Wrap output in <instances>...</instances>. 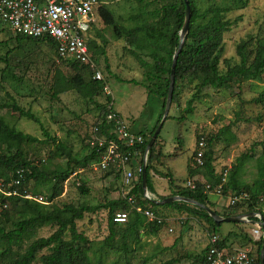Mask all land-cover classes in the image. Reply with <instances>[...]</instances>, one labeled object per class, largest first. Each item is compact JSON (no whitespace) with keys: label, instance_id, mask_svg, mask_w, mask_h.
<instances>
[{"label":"trees","instance_id":"16d2710c","mask_svg":"<svg viewBox=\"0 0 264 264\" xmlns=\"http://www.w3.org/2000/svg\"><path fill=\"white\" fill-rule=\"evenodd\" d=\"M133 1L136 5L133 7L134 13L130 15V19L134 23L132 26L118 24L112 10L103 3L98 9L99 17L105 26L113 27L117 36L124 34L128 46H125V50L136 59L150 81L160 79L164 75L169 76L172 55L179 42L178 32L184 20L185 2L184 0ZM203 1L187 0L190 8L189 27L175 64V81L171 103L176 101V83L184 73L187 71L193 72L197 82L193 94L186 100V104L182 109L183 114L178 117L179 120L184 117V113H192L194 111L193 103L199 98L203 87L228 88L232 82L261 78L264 74V40L260 38L256 39L257 48L253 51L249 62H247L246 49L251 42V38L250 40L240 41L237 44L236 52L240 56V60L236 67H228L225 71L219 69L220 55L223 51V34L229 31L232 24L238 21L241 16H237L234 20L225 18V12L231 9L229 4L221 5L212 2L203 4ZM233 1H235L233 8L244 6L245 0ZM0 23H3L1 19ZM94 36L101 39V44L92 39ZM93 37L88 42V48L90 54L93 55L94 61L99 66V61L95 54H105L104 47L107 40L98 28H94ZM15 38L17 51H20V48L26 45L28 41L46 42L49 47L47 54L53 57L54 62L60 60L56 43L51 38L31 37L21 33H16ZM1 45L3 44L1 43ZM12 48L7 46L6 51H10ZM161 50L163 52H160ZM142 51L151 58V61L146 60L142 56ZM4 57L3 61L7 66L0 68V93L3 92L6 96L4 100L0 101V110L11 111L12 114L16 113L20 117L37 123L45 137L44 139H39L37 136L20 130L14 122L12 123L4 115L0 114V182H2L3 186H7L12 179H19V191L27 189L34 194H41L46 198V202L41 203L18 195H6L0 190V205H6L0 212V264H34L38 253L43 250L46 252L39 256L40 264H132L130 258L144 244V242H140L141 234L155 236L162 226L166 224L165 215L157 210L159 207L180 210V212L188 215L186 219L192 216L200 217L207 223L205 228L208 234V242L199 253L188 251L183 255H176L157 264H178L184 259L190 260V264H209L206 259V253L211 246L209 238L213 235L219 236V241L217 242L219 246H224L229 250L232 239L235 238L244 239L243 242H247V244L251 243V245L256 246L255 255L249 251V255L252 258L251 264L260 263L261 237L253 238L244 232L237 234L234 230L223 232L221 235L219 227L222 222L219 224L215 223L214 219L201 206L180 200L156 203L154 201L156 199H147L143 195L142 176L140 174L134 175L132 186L125 196H120L117 190L118 195L105 198L104 201L97 204H91L87 201L59 203L58 196L63 193L65 185L68 183L82 195H88V180L93 178V176L89 178L81 173L87 170L85 167L88 164L99 160L96 149H90L88 146L87 139L90 130L93 126H97V133L104 136V140L107 143L110 141L121 142L117 140L114 122L107 118L111 112H115L119 116L121 114L114 109L113 98L103 92L106 80L98 81L93 79L91 77V69L86 63L63 60L70 63L74 73L64 75L62 70H56L52 80L53 97H57L59 93L68 90H75L84 99L93 102L95 105V120L91 123L89 131L83 135L84 154H73L72 146H68L65 141L58 140L50 135L40 118L33 113L30 107L26 109L21 106L13 93L7 90L6 83L16 86L18 89L15 93H22V96L25 94L34 96L38 91L30 86L31 83H24L23 77L17 76L13 72L12 67L8 63V56ZM105 67L109 70L108 63H105ZM168 80L162 93L152 89H149L148 93V95L152 94L158 98L161 97L163 105L166 100ZM126 81L128 83H140L134 79ZM263 93L261 91L254 98V101H263ZM101 94L104 96V101L100 103L97 102L96 97ZM230 125L231 123L219 128L215 134L210 135L207 139H205V136H198L197 142L201 138L204 140L201 164L195 158V150L187 164L186 170L188 169V173L183 178H190L201 173L205 181L195 179L194 188L187 187L184 181L179 185L176 184L178 178L176 180L171 175L172 171L167 166L165 154L160 148L155 146L156 138L148 149L147 161L144 167L147 190L154 193L157 199H163L166 197L165 195H159L155 192L153 177L165 178L169 180L168 189L170 195L188 197L216 211L214 209L215 203L210 198V193H212L211 191L214 190L215 186L220 184L222 171L215 172L214 170L212 163L214 159L213 143L219 141L229 143L236 139L235 134L230 130ZM156 126L148 133L134 131L143 136V142L136 147L124 145L123 150L133 151L138 149L143 152ZM48 140L53 143L54 149L49 151L47 158L41 157L37 161H33L28 156L26 148L39 143H47ZM259 146V154L255 158V148L252 147L250 153L240 154L229 167L225 168L226 176L220 188V196L229 195L230 197L246 194L247 197L234 205H225V209L221 212L217 210L216 212L219 215L223 217L232 215L230 209L240 203V206H246L244 213L256 212L260 215V217H249L250 221L259 222L261 220L264 222V141H261ZM171 156L168 155V157ZM55 159L62 160L55 162ZM251 159H254L257 176L251 183H248L241 178V174L244 164ZM161 167L171 172H163L162 170L165 169ZM88 171L93 175L99 172L101 180L112 178L110 181L114 185L113 189H118L116 182L120 179V176L114 169L111 168L105 171L89 169ZM73 173L74 175H72ZM29 183H32V186ZM206 185H209V189H207ZM137 207H141L142 210L152 211L156 216L162 218V222L147 221L144 213L138 211ZM99 211H106L107 234L100 241H95L90 239L83 230H78L77 221L83 219L87 214L97 216ZM120 211L127 213L125 222H115L113 220L115 213ZM47 225L55 226V230L48 236H40L31 240L37 228ZM230 225L238 226V223L233 222ZM25 241H27V245L23 248ZM112 253H117V256L107 259ZM155 255L154 253L144 255L138 264H145L153 259Z\"/></svg>","mask_w":264,"mask_h":264},{"label":"rangeland","instance_id":"374dc122","mask_svg":"<svg viewBox=\"0 0 264 264\" xmlns=\"http://www.w3.org/2000/svg\"><path fill=\"white\" fill-rule=\"evenodd\" d=\"M105 1V6L112 10L118 24L123 26L134 24L130 19V15L134 13L133 7L136 5L133 0ZM206 2L221 5L229 4L231 9L225 12V18L234 20L237 16H241L238 21L232 24L230 30L223 34V51L220 55L219 69L225 71L228 67H236L240 60V56L236 52L237 44L251 38L246 49L247 62H249L253 51L257 48L256 39L264 40V0H245L244 6L240 8H233L235 5L233 0H204L203 4ZM96 24L105 36L107 43L104 47L105 54L96 53L95 56L99 61L101 73L112 92L114 109L129 122L132 131L148 133L156 126L157 121L161 120L164 110L162 98L152 94L148 95L149 89L162 93L169 76L164 75L160 79L150 81L136 59L125 50L127 43L124 34L117 36L113 27L105 26L102 21H99V18H97ZM15 39V33L10 28H0V68L7 66L3 58L8 56V63L13 72L17 76H22L24 83H31L30 86L38 91L34 96H27L26 94L22 96V93H15L18 89L16 86L6 83L7 90L13 93L21 106L26 109L30 107L33 113L40 118L50 135L65 141L68 146H72L73 154L83 155L85 150L83 135L89 131L91 123L95 120V105L93 102L84 99L75 90H68L59 93L57 97H53L52 80L54 73L60 69L64 75L73 74L74 70L70 67V63H67L68 61L54 62L53 57L47 54L49 47L46 42L28 41L26 45L20 48V51H17ZM92 39L101 44L100 38L94 36ZM7 46L13 48L6 51ZM142 56L151 61V58L143 51ZM105 63L109 64V70L106 69ZM130 79L140 83H128L126 80ZM196 82V76L191 71L184 73L177 81L176 101L170 104L155 144L165 154L167 166L172 172L164 167L161 168L165 170H160L171 172L176 180L178 178L176 182L178 185L189 178L183 179L188 173L187 164L191 160L194 150H196L198 136H205L207 139L210 135L215 134L219 128L231 123L230 130L235 134L236 139L229 143L222 141L213 143L214 159L212 163L215 172H223L234 162L237 156L245 152L250 153L252 147L255 148V158L259 154V143L264 141V100L261 102L254 101V98L261 91L264 92V74L261 78L232 82L228 88L203 87L199 98L193 103L194 111L184 113V117L179 120L178 117L183 114L182 109L186 100L195 90ZM262 95L264 97V93ZM5 96L1 92L0 101L4 100ZM32 98L35 100L33 101ZM96 100L100 103L103 102V94L97 96ZM0 114L12 123L14 122L20 130L37 136L39 139H44L45 136L37 123L3 109L0 110ZM26 149L28 156L33 161H37L41 157L47 158L49 151L54 149V145L48 140L47 143H39ZM168 155L172 156L168 157ZM61 160L55 159V162ZM81 174L89 178L93 176L88 180V195H82L68 183L65 185L63 193L58 196L59 203L87 201L91 204H97L104 201L105 198L118 195V189L114 190V185L110 181L112 178L101 180L99 172L93 175L88 170ZM200 174L190 178L195 177L199 181H205ZM256 176L257 170L254 166V159H251L244 164L241 178L245 182L251 183ZM168 182L169 180L165 178L156 179L155 190L159 193L169 191ZM29 185L32 186V183ZM228 197L229 195L219 197L210 193V198L215 203L214 209L219 212L225 209ZM240 205L239 203L238 206L230 209L232 215L236 213L245 215L246 206ZM4 207L6 205H0V212ZM157 210L165 215L166 224L155 236L141 234L140 242H144V244L130 258L132 264H138L144 255L152 253L156 254L155 257L145 264H157L176 255H183L188 251L199 253L207 245L208 234L205 228L207 223L200 217L192 216L186 219L188 215L180 212V210L164 207H159ZM236 223L238 226H231L230 224L233 222L223 221L219 227V233L222 235L223 232L234 230L237 234L244 232L253 238H257L254 234L256 222L248 219ZM77 228L79 231L83 230L90 239L100 241L107 234L106 211H99L97 216L87 214L83 219L77 221ZM54 230L55 226L50 225L37 228L31 240L40 236H48ZM232 240L230 250L249 249L251 254H256V246L251 245V243L243 242L244 239L235 238ZM26 245L27 241L24 242L23 248ZM44 252L46 251L43 250L38 253L34 264H40L39 256ZM116 256L117 253H112L107 259ZM178 264H190V260L184 259Z\"/></svg>","mask_w":264,"mask_h":264},{"label":"built area","instance_id":"2783aa9c","mask_svg":"<svg viewBox=\"0 0 264 264\" xmlns=\"http://www.w3.org/2000/svg\"><path fill=\"white\" fill-rule=\"evenodd\" d=\"M101 0H0V19L15 34L21 33L31 37L51 38L57 45V54L62 58H75L80 61H88L87 41L89 35L87 31L91 27V23L96 19V12ZM91 66L93 63L91 62ZM95 79H102L100 71L96 70L93 76ZM107 90V88L105 87ZM115 124L117 141L106 142L104 136L97 133V126H93L88 135V145L91 149L95 148L99 160L88 164L85 169L89 170H109L114 169L120 174L118 181V191L121 196H125L131 188V180L134 172L131 169L135 164L136 172L141 174L144 170L147 150L141 152L138 149L133 151L123 150L124 145L136 147L143 142L141 134L132 132L128 123L115 112H111L107 116ZM203 142H199L202 146ZM202 151L197 152L196 160L201 164ZM131 165V166H130ZM83 170V169H82ZM74 175V173L72 174ZM19 179H12L7 186H3L0 182V190L6 195H18L23 198L33 199L44 203L46 198L41 194H34L31 190L23 189L19 191ZM77 183H79L77 181ZM190 188H194V183L189 180L185 184ZM209 188L208 185H206ZM215 193L221 195L220 186L215 189ZM143 195L150 199V194L145 191ZM245 196H231L229 205L240 202ZM130 200V198H129ZM144 213L147 221H156L160 223L162 218L156 216L150 210H142L141 207L136 208ZM259 217V214H256ZM247 218V216H244ZM115 222H125L127 220L126 212H116L113 216ZM261 222H256L254 234L256 237L262 236ZM210 248L207 252V260L209 264H251V256L249 249H237L233 251L227 250L225 247L217 245L219 241L218 235L209 238Z\"/></svg>","mask_w":264,"mask_h":264},{"label":"water","instance_id":"95a60500","mask_svg":"<svg viewBox=\"0 0 264 264\" xmlns=\"http://www.w3.org/2000/svg\"><path fill=\"white\" fill-rule=\"evenodd\" d=\"M185 2V15H184V20H183V24L180 28L179 31V42L177 45L176 50L173 53L172 56V62H171V66H170V75H169V83H168V90H167V96H166V100H165V104H164V110H163V115L162 118L158 124V126L156 127V129L154 130L151 138L149 139L147 146H146V150L148 151V149L150 148V146L152 145V143L154 142V140L156 139V136L158 134V132L160 131V128L165 120V117L168 113V110L170 108V103H171V99H172V93H173V88H174V75H175V64H176V60L179 54V51L182 48L184 39L186 38V33L188 31V27H189V19H190V8L188 5L187 0H184ZM142 187L143 190L146 191V182H145V175L144 173H142ZM176 200H180V201H185V202H190L192 204L198 205L203 207L208 214L214 219L215 223L219 224L220 222L226 221V222H241L244 221L245 219L242 217L243 215L241 214H234V215H228V216H221L219 215L216 211L210 209L209 207H207L206 205L199 203L198 201H195L193 199H190L188 197H184L181 195H171L168 197H165L164 199H162L161 201H158L159 203H163V202H171V201H176ZM247 216H252L254 215V212L251 213H247ZM261 227H262V244H261V248H260V263L259 264H264V222L260 221Z\"/></svg>","mask_w":264,"mask_h":264},{"label":"clouds","instance_id":"9594fccd","mask_svg":"<svg viewBox=\"0 0 264 264\" xmlns=\"http://www.w3.org/2000/svg\"><path fill=\"white\" fill-rule=\"evenodd\" d=\"M105 4L106 3V1L105 0H101V2L99 3V6L101 5V4ZM99 6H98V9H99ZM98 9H97V12H96V19H95V21L94 22H92L91 23V27L89 28V30L87 31V34L89 35V40H91V38L93 37V30H94V28H98L99 29V27H98V25L96 24V20H97V18H99V21L101 22V19H100V17H99V11H98ZM180 31V30H179ZM178 34H179V32H178ZM187 34V33H186ZM89 40L87 41V49H88V57H89V60L88 61H80V60H77V59H75V58H69V57H67V58H62V57H60V60H58V62H62L63 60H70V61H78V62H80V63H86L88 66H89V68L91 69V77L93 78V79H95L93 76H94V73H95V71L96 70H98V71H100V73H101V68L98 66V64L94 61V58H93V55L92 54H90V52H89V48H88V42H89ZM185 40V39H184ZM184 43V42H183ZM183 46V45H182ZM56 47H57V45H56ZM173 56V55H172ZM91 62L93 63V66H91ZM101 75H102V73H101ZM170 75V74H169ZM95 80H98V79H95ZM100 80H105V78H104V76L102 75V79H100ZM99 81V80H98ZM169 83V82H168ZM105 87L107 88V90L105 89ZM174 89V88H173ZM103 92L106 94V95H110L112 98H113V96H112V92H111V90H110V87H109V85H108V83L107 82H105V84H104V86H103ZM167 96V95H166ZM165 104V103H164ZM171 104V103H170ZM121 117L126 121V119L121 115ZM162 118V117H161ZM165 119H166V117H165ZM127 123H128V125L130 126V124H129V122L128 121H126ZM160 122V121H159ZM158 126V125H157ZM156 126V127H157ZM161 128H162V126H161ZM161 128H160V130H161ZM131 130V129H130ZM132 131V130H131ZM132 132H134V131H132ZM152 136V135H151ZM151 138V137H150ZM149 138V139H150ZM156 138H157V136H156ZM156 140V139H155ZM154 140V141H155ZM149 141V140H148ZM200 141H202L203 142V145L202 146H199V142ZM148 143V142H147ZM154 143V142H153ZM152 143V144H153ZM89 146V145H88ZM146 146H147V144H146ZM90 148V147H89ZM91 149V148H90ZM146 149V148H145ZM199 150H201L202 151V154H203V152H204V140L201 138L198 142L196 141V156H197V152L199 151ZM195 151V150H194ZM147 153H148V151H147ZM195 156V155H194ZM196 156H195V158H196ZM201 157H202V155H201ZM146 161H147V159H146ZM200 164V163H199ZM133 166H131V169H132V171L134 172V175H136V174H139V173H137L136 172V169H134L135 168V164H132ZM145 165H146V163H145ZM134 167V168H133ZM142 173H144V170L142 171ZM142 173L140 174L141 176H142ZM145 175V174H144ZM119 176H120V174H119ZM225 176H226V170L225 171H223L222 172V180H221V182H220V184H218L217 186H215V188H214V190L213 191H211L213 194H215V195H217V196H219V197H221L219 194H217V193H215V189L218 187V186H220V188H221V186H222V183L224 182V180H225ZM154 178H158V176H154L153 177V179ZM160 178V177H159ZM163 179V178H162ZM196 178L195 177H193V178H189V179H187L186 181H185V184H186V182L187 181H189V180H192L193 181V183H194V180H195ZM119 181V180H118ZM118 181L116 182V185H118ZM131 186H132V180H131ZM209 186V185H208ZM118 187V186H117ZM188 187V186H187ZM190 188V187H189ZM142 189H143V187H142ZM207 189H209V188H207ZM129 191V190H128ZM146 191L150 194V199H156V200H154L156 203H159V202H157V200L158 201H161V200H159V199H157V197H156V195L154 194V193H152V192H149L148 190H147V187H146ZM143 192H145L144 190H143ZM243 196H245L244 198H242V199H246V197H247V195L246 194H242ZM168 196H171L170 194H168ZM168 196H166V197H168ZM231 197V196H230ZM230 197H228V199H227V204H228V202H229V198ZM165 198V197H164ZM163 198V199H164ZM148 199V198H147ZM163 203H165V202H163ZM247 213H245V215L244 216H247L246 215ZM256 214H258V213H254V215H252V216H257ZM244 216H242L243 218H244ZM159 217V216H158ZM249 217H251V216H247V218L249 219ZM259 217H260V215H259ZM161 218V217H160ZM247 218H244L245 220H248ZM261 221V220H260ZM156 222V221H155ZM162 222V221H161ZM157 223V222H156ZM218 245V244H217ZM219 246V245H218ZM221 247H224V246H221ZM226 248V247H225ZM227 250H229L228 248H226ZM229 251H233V250H229ZM208 252V251H207ZM206 256H207V253H206ZM207 259V258H206ZM208 261V260H207Z\"/></svg>","mask_w":264,"mask_h":264},{"label":"crops","instance_id":"0c3cea01","mask_svg":"<svg viewBox=\"0 0 264 264\" xmlns=\"http://www.w3.org/2000/svg\"><path fill=\"white\" fill-rule=\"evenodd\" d=\"M5 23H2V24H0V28H9L6 24L4 25ZM197 175H199V174H197ZM196 176V175H195ZM156 179H159V178H154L153 179V186H154V183H155V180ZM166 188H167V185H166ZM154 189H155V187H154ZM155 192L158 194L159 192H157L156 190H155ZM165 195V196H168V194H169V191L167 190V192H164V193H159V195Z\"/></svg>","mask_w":264,"mask_h":264}]
</instances>
